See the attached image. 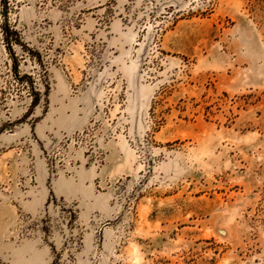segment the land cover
Instances as JSON below:
<instances>
[{
	"label": "rangeland",
	"instance_id": "obj_1",
	"mask_svg": "<svg viewBox=\"0 0 264 264\" xmlns=\"http://www.w3.org/2000/svg\"><path fill=\"white\" fill-rule=\"evenodd\" d=\"M0 264H264V0H0Z\"/></svg>",
	"mask_w": 264,
	"mask_h": 264
}]
</instances>
